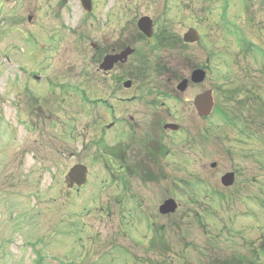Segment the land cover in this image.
<instances>
[{"label":"rangeland","instance_id":"rangeland-1","mask_svg":"<svg viewBox=\"0 0 264 264\" xmlns=\"http://www.w3.org/2000/svg\"><path fill=\"white\" fill-rule=\"evenodd\" d=\"M92 1L93 10L87 13L79 0H0V201L16 195L11 199L18 202L12 221L11 207L0 204V264H35L34 256L22 245L40 237L47 247L41 254L48 253L44 264H223L225 257L229 264H236L234 257L252 241L258 249L256 264H264V30L257 28L259 16L263 18L256 9L257 1L251 6L247 3L250 10L254 8L251 16L255 26L247 20L242 0H218L221 4L213 5L208 0ZM224 4H228V10L222 9ZM141 15L159 20L161 29L166 27L180 38L197 24L203 37L200 42L187 45L186 54L201 62L212 50L214 61H223L227 67L215 63L203 83L190 82L185 91H179L177 79L189 77L195 62L180 60L178 50L152 51L151 44L138 43L139 56L150 65H158L161 73L154 78L149 72L150 78H145L148 75L140 73V65L136 64L133 71L139 72V79L133 88L116 86L114 92L110 79L98 71L95 47L112 45L120 32L136 25ZM221 17L226 18V24ZM254 49L262 51L252 55ZM136 58L133 55L132 59ZM246 58L251 62H238ZM163 70L174 78L169 88L178 97L161 96L156 102L164 104L158 108L166 114L169 108L173 114L170 121L181 125V131L171 136L176 141L174 160H164L174 170L172 181L143 182L132 177L130 187L145 205L134 206L128 197L124 204L112 205L110 196L115 187L104 166L92 161L93 143L103 145L105 139L107 144L113 133L123 131H108L101 138V125L111 120L110 110L103 103L94 102L103 98L121 111H129L140 127L133 125V132L126 133L132 137L127 141L142 143L144 138L137 136L145 134L141 126L148 108L145 103L154 98L153 94L144 95V91L160 89V83L169 76ZM33 75L39 77L30 81L34 92L29 99L25 81ZM245 80L252 83L249 87L257 84L260 110L241 106L239 119L236 120L237 115L226 119L222 108L235 107L242 101L233 91ZM221 86L226 95L218 91L215 96L217 110L209 123L212 139L208 145L202 144L201 148L198 144L192 150L191 137L199 136L207 125L194 107V98L206 89ZM227 92L234 93L230 102L225 101L230 95ZM134 94L140 99L133 98L128 105L116 99ZM243 101L246 103L245 98ZM31 124L35 127L31 128ZM121 128L119 125L117 129ZM254 131L259 133L248 137ZM125 138L121 134L118 141L124 144ZM241 140L250 142L251 156L258 153L259 165L252 157L239 159L244 166L252 170L254 167L260 178L258 203H252V192H244L246 198L240 201L242 196L232 198L223 191L221 177L232 161L227 153L232 150L235 157L241 155ZM83 145L87 151L93 147L91 155L84 152L83 164L88 167L89 177L77 193L65 182V171L74 162L63 156L66 149L78 150ZM141 146L138 144L137 150ZM48 151L50 160L40 161L38 157L48 156ZM234 161L237 163L238 158ZM214 162L217 167L211 168ZM173 179L177 181L178 196L174 195ZM153 191L157 198H153ZM171 196L179 207L163 214L172 216L170 219H163L159 217V206ZM28 211L34 222L29 227L24 224L28 218L23 217ZM149 214L166 225L162 235L166 249L160 247L161 253L149 243ZM111 224L117 229L112 236ZM18 225L22 226L21 231L11 234V230L20 229ZM156 235L160 237L159 233ZM156 243L159 245L157 240Z\"/></svg>","mask_w":264,"mask_h":264},{"label":"flooded vegetation","instance_id":"flooded-vegetation-1","mask_svg":"<svg viewBox=\"0 0 264 264\" xmlns=\"http://www.w3.org/2000/svg\"><path fill=\"white\" fill-rule=\"evenodd\" d=\"M209 1V2H208ZM208 3H212V5L214 3H219L221 4V2H219L218 0H208ZM254 0H242V9H244V12L246 13V16L248 15L249 18H247V20L249 19V22L252 23L255 26V22H254V18L251 16L254 13V8H252L250 10V6L253 3ZM257 1V6L258 11L261 14L262 20L260 19L259 16V25L257 26L258 29L264 30V0H255ZM250 4V6H248V3ZM224 10H228V4H224L222 5ZM213 7H210V9ZM250 10V11H249ZM200 11H202V9H200ZM143 16H149V15H141V17ZM139 17V18H141ZM150 17V16H149ZM138 18V20H139ZM151 18V17H150ZM136 19V18H135ZM152 22H153V27H154V33L151 37H146L144 35L143 32H141L138 28V20L136 23V25L134 27H132L130 25V29H127L123 32H120L119 34V38L115 39V41H113V44H106L104 47H100L98 45H96L95 47V63L98 65V71L101 72L103 74V78H109L110 82L112 83L111 87L115 92L114 87L116 86H121L123 85L125 88H133L134 86V82L137 81L139 79V72L134 74L133 71V67L136 66V64L140 65V60L142 59V56H139V51L137 50L138 48L136 47V44L138 43H148L151 44L153 47L155 46V44L157 43V38L158 35L160 34V32L164 29V27L161 29L160 25H159V20H156L154 18H151ZM261 20V22H260ZM221 21L226 24V18L225 17H221ZM260 27V28H259ZM191 28H195L198 33L200 34V26H198L197 24L194 27ZM190 29V28H189ZM264 32V31H263ZM173 35V39L176 41V43H174L175 48L177 50V48L179 47V41H180V37L176 36L172 31L170 32ZM184 36V35H183ZM203 35L200 34V40L197 42H200L202 39ZM237 41H241L240 39L237 38ZM195 43V42H194ZM191 44V43H190ZM173 45V46H174ZM189 45V44H187ZM171 46V45H170ZM133 48L134 52L128 56V58L126 60H120L118 61L111 70L109 71H103L100 69V64L102 63L104 57L108 54H117V53H121L122 51L126 50L127 48ZM152 47V48H153ZM172 47V46H171ZM173 48V47H172ZM206 51L208 52L209 49L206 47ZM259 51H262L260 49H254L252 51V55L253 53H259ZM214 53L212 50H210L207 54V57L205 58V60H201L200 61H196V60H189V62H195L194 63V67L192 68L191 72L196 69V68H203L206 70V72L208 73V71L210 72V69L212 68L213 64L215 63H221L224 64L225 67L226 64L223 61H214L213 57L214 55L212 54ZM137 56V58L135 60L132 59L133 55ZM251 62V60L247 59H243L242 61H238L240 64H243L244 62ZM237 61H235V63H238ZM239 65V64H236ZM140 67V66H139ZM229 67V65H228ZM116 71H119V74H117ZM191 74V73H190ZM227 74V72H226ZM226 74L224 76H226ZM169 75V72L168 74ZM166 80L162 81L160 84V89L157 88H152L151 89H147L146 91H144V95L147 94H153L154 98L150 99L147 103H145V105L148 107L145 110L144 115L145 117V122L141 125L145 128V134L143 133V136H137L139 138H144L141 142H138L135 140L133 141V143H128L127 140H129V138L131 137V134L129 136L126 135L127 132H130L133 128V125L135 126V128H137V121H133L134 120V116L129 114V111L123 112L120 109H118V107L115 104H110V103H106V101L103 98H98L94 103L95 105H99L100 103H103V105L107 108H109L110 110V116H111V120L109 123H104L101 125V130L103 132V136L101 138H105L106 135H108V131H116V130H121L123 131L121 134L122 136H126L127 138H125V142L124 144L120 143L118 141V137L121 134H118V132L116 131L115 133H113L110 137H109V143L105 144V139H104V143L103 145H96V143L93 145L94 147V151L92 153V161L96 164H101V166L103 165L104 168L107 170L106 173L108 174V177L111 181V185H113L115 187V192L110 196V204L112 205H120V204H124L126 202V197H128V200H130L132 203V205H141V207H143V205H145L144 203V199L142 200V197H139V194L136 192H133V190L131 189L130 185H131V181L129 179H132V177L135 178L139 177L141 180H144L143 182H148L150 180L153 181H158V180H165V179H171L172 173L174 172V170H172V168L169 167V165H167L164 160L169 159V161L172 163L173 159V154L172 152L174 151V149L176 148V141L171 138V136H173L174 134H177L181 131V125H179L178 123H176L175 121H170L169 117H173V114L171 113V111L169 110V108L167 109V114L165 113V110H162L163 108H158V105H164L162 104H158L156 101L157 99H159V97L163 96L165 98H177L178 96H176V92H174L172 89L170 90V86L173 85V80L174 79L172 76H165ZM30 78V77H29ZM28 78V79H29ZM185 78V77H183ZM181 77H179L177 80V85L178 83L183 79ZM207 78V76H206ZM205 78V80H206ZM240 78V77H239ZM238 78V79H239ZM37 77L35 75H33V78L25 81L26 86L28 87L29 91L28 96L30 95L29 99H31L32 97V93L34 92L33 86H31L30 81L34 82L36 81ZM244 78H242L243 80ZM254 81L257 80V77L253 78ZM130 82V86L126 87L125 83L126 82ZM204 82V81H203ZM202 82V83H203ZM194 85H199L197 83H193ZM242 86L240 85V87L236 90H227V91H233L234 93L238 94L240 97L239 99L242 101H239L237 103V106L235 107H228L226 106L225 108H222V112H223V116L228 119L231 115H237V119H239V117L241 116V113H243V110L240 108L241 106L244 107L246 105H251V106H255L254 108L257 110L259 109V103L261 102V98L260 96L256 93V89H257V84L255 85V83H253V87H249L252 83L249 81H243L242 82ZM166 86V88H165ZM30 87L32 88L30 90ZM222 86L221 87H216V88H209L206 89V91H211L212 92V96L214 99V108L211 112L210 115H208L207 117H201L202 119H204L205 121H207V125L205 127V129L200 130L199 132H201V134L199 136L194 135L193 137H191L190 141L193 145V147H191V149L193 150L198 144H200V147L202 148V144L203 145H208V140H211L212 138V133L210 131L211 130V126L209 125V123L211 122V117L213 115V113L217 110V104L218 102L215 100V96L218 93V91L221 92ZM33 90V91H32ZM157 90V91H156ZM32 92V93H31ZM114 92L111 94L114 95ZM226 91H222L221 93H224ZM201 93V92H200ZM230 93V92H227ZM234 93H230L229 97L226 98L225 101L230 102L232 99H234ZM226 93L223 94V96L225 97ZM136 98V100L140 99L138 96H136L134 94V96L131 97H118L116 99L122 101L124 105H128L130 103H132V99ZM243 98H245L246 103H244ZM28 99V98H27ZM24 100H26V98H24ZM124 109H128L127 107H125ZM119 110V112H118ZM169 119V120H167ZM34 120V119H33ZM35 121V120H34ZM37 123V122H36ZM167 124H178L180 127L175 130L171 127H166ZM121 125L122 128L121 129H117L118 126ZM31 128L35 127L34 124L30 125ZM140 127V126H138ZM107 129V130H106ZM127 129V130H126ZM133 132V130H132ZM259 132L254 131L252 134H249L248 137H254L255 135H257ZM136 136V135H135ZM100 138V140H101ZM132 138V137H131ZM103 140V139H102ZM141 140V139H140ZM139 140V141H140ZM127 141V142H126ZM238 141V140H236ZM240 147L243 148V150L241 151V155H238L235 157V155H233L232 150L229 151V153H227L229 160H232L229 168L227 167V170L225 171V173L222 175V177L225 174L228 173H232L233 174V182L232 184L228 185V186H224L223 185V191L227 194L230 195L232 198L233 197H237V196H242L239 198L240 201L244 200L246 198V193L244 192H252L253 194V199L251 200L252 203H254L255 201H257V203L259 202V194L258 192H260V178L258 177V174L254 172V167L253 170L250 168V166H244L242 163H240V158L244 159L246 158H250L252 157L253 161H255L256 163H258L259 165V157H258V153L257 155H253L251 156L250 153H252V147L249 146V141L246 142L245 140H241L239 141ZM126 143V145H125ZM143 143L144 144V148H143ZM110 144V145H109ZM138 144L142 145L138 150ZM93 146H90L88 149L89 151H87V149L85 148V146L83 145L81 147V149L78 150H73V151H69L68 149H66V153L63 156V159L65 160V158H70L72 159L71 162L72 163L71 166H69L66 171L65 174V182H66V178L70 172V170L78 164H83L84 162V152H88L89 154L92 152ZM207 147L205 146V149ZM191 150V152H192ZM202 150V149H201ZM52 151V150H51ZM197 151V150H196ZM195 152V151H194ZM258 152V151H257ZM135 153V154H134ZM50 151H48V156H39L38 158L40 159V161L42 159H45V162H48L50 160ZM91 155V154H90ZM91 156V157H92ZM37 158V157H36ZM172 158V159H171ZM235 158H238V162L235 163ZM193 161H196L195 157L193 158ZM215 163V162H214ZM212 163L210 166L211 168H216L217 164ZM85 165V164H84ZM140 165V166H139ZM140 169H137V168ZM205 169L207 168V165L205 166ZM169 170H171L169 172ZM131 175V176H128ZM88 177L87 176V181H88ZM221 177V178H222ZM195 181H196V177H194ZM199 179V178H197ZM173 183L174 185V195L178 196V188H176V183L177 181L175 179H173ZM172 181V179H171ZM197 182V181H196ZM202 183V181H200ZM67 184V183H66ZM183 183L180 182V185H182ZM68 185V184H67ZM73 191L75 192H80L83 189L82 187H77L74 186L71 188ZM128 190L131 191V193L128 194ZM224 193V195H225ZM153 198H157L158 195L155 191H153ZM250 193H247V195H249ZM128 195V196H127ZM225 195V196H227ZM16 195H12L11 197H15ZM245 196V197H244ZM11 197L9 198H1L0 204L3 207H11L10 210V221L13 220V217L17 214L14 209L17 208L18 206V202L15 199H11ZM152 198V199H153ZM175 199L174 197H169L167 199ZM164 199L162 201V203L160 204L159 208L161 207V205L167 200ZM176 200V199H175ZM140 202V203H138ZM178 203V202H177ZM109 204V205H110ZM179 207V205H178ZM158 208V209H159ZM3 210H5L3 208ZM143 210L145 211V209L143 208ZM160 212V211H159ZM2 215V213H1ZM144 215L146 216V214L144 213ZM162 215V216H161ZM159 217L165 219V217H167L168 219H170L172 216H166L161 214ZM27 217L28 220L27 222H24V224H26L27 227L32 226V223H34L31 219H29L30 216H32V214H30V211H28L25 215H23V217ZM148 217V225H146L148 231L151 230V240H150V245H152V249L154 250H158L160 253L163 252L162 250L166 249L164 248V238L162 237V235L164 234L166 225L165 224H161L160 222H156L153 217L149 214L147 215ZM15 218V217H14ZM21 224V223H19ZM37 224V223H35ZM19 226V225H18ZM13 228V227H11ZM19 230H11V234L12 233H18L21 231L22 226H19ZM116 226L115 225H110L109 226V235L113 234L115 232ZM154 230V233H153ZM120 233V231H119ZM157 233L160 234V237H158V235H156ZM124 234V233H123ZM112 236V235H111ZM126 236V233H125ZM157 236V237H155ZM12 238V237H9ZM115 238V237H114ZM32 239V238H30ZM156 240L158 241L159 245L156 243ZM264 243V241H263ZM46 242L44 240L41 239V237L39 239H36L35 241L33 240H26V242L22 245V249L26 248L29 250V252L31 253V255L34 256V263L35 264H44L45 261H48V253L46 254H41L42 250L46 251L45 247ZM163 249H161V248ZM257 252L258 249L254 246V242L252 241V243H247V247L246 249H244V252L237 254V256H235L234 258L237 259L238 262H242L244 264H256V260H257ZM249 255H252L253 257L251 258ZM225 263L223 264H228V257L224 258ZM234 260V259H231Z\"/></svg>","mask_w":264,"mask_h":264},{"label":"water","instance_id":"water-1","mask_svg":"<svg viewBox=\"0 0 264 264\" xmlns=\"http://www.w3.org/2000/svg\"><path fill=\"white\" fill-rule=\"evenodd\" d=\"M82 7L87 12H91L93 9L92 0H80ZM139 29L147 36L151 37L153 35V22L149 16H143L138 21ZM184 41L187 43H194L200 40V34L195 28H190L184 34ZM134 52L133 48H127L121 53L108 54L104 57L102 63L100 64V69L103 71H109L113 66L120 60H126ZM207 72L203 68H196L191 72L190 78L182 79L177 86L179 91H185L189 83H202L206 78ZM126 87L130 86V82L125 83ZM194 106L199 114V116H207L211 113L214 107V99L211 91H204L194 98ZM166 127H171L175 130L179 128L177 124H167ZM215 165V163H214ZM88 169L85 165L79 164L74 166L67 176V182L69 187H73L74 184L82 186L86 182ZM233 174L228 173L222 177V182L224 185H230L233 182ZM177 203L174 199L166 200L160 207V212L162 214H168L176 211Z\"/></svg>","mask_w":264,"mask_h":264},{"label":"trees","instance_id":"trees-1","mask_svg":"<svg viewBox=\"0 0 264 264\" xmlns=\"http://www.w3.org/2000/svg\"><path fill=\"white\" fill-rule=\"evenodd\" d=\"M170 32L171 31L168 30V28L164 27V29L158 35L157 43L153 47L152 51H160L163 49H168L171 51L176 50L175 45H174V43H176V41L173 39V35ZM177 44H179V47L177 48V50L179 51L180 60L189 62V60H191V59L185 52V48H187V44H185L183 42L182 38L180 39L179 43H177ZM144 72H146V74L148 75V77H145V78H150L149 72L153 73L154 74L153 77L155 78L156 76H158V73H161V70L159 69L158 65H150L147 61H145V59L144 60L141 59L140 60V73H144ZM163 74H168V72L163 70ZM164 245H165V243H164ZM231 261L234 262V260H231ZM244 263H243V261L242 262L236 261V264H244ZM228 264H229V261H228Z\"/></svg>","mask_w":264,"mask_h":264}]
</instances>
